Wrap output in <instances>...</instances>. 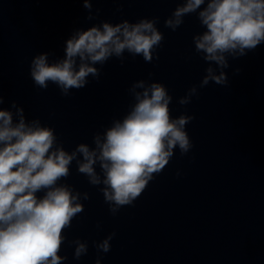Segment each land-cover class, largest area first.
I'll list each match as a JSON object with an SVG mask.
<instances>
[{
	"label": "clouds",
	"instance_id": "clouds-1",
	"mask_svg": "<svg viewBox=\"0 0 264 264\" xmlns=\"http://www.w3.org/2000/svg\"><path fill=\"white\" fill-rule=\"evenodd\" d=\"M83 7L88 11L86 19H95L91 0H83ZM193 13L206 29L192 38L195 52L208 66L199 86L188 88L178 99L181 106L190 104L199 88L210 82L227 86L224 70L230 67L229 58H242L264 44V0H183L164 26L176 31L184 17ZM158 23L159 17H152L135 23L101 21L87 29H74L65 41L62 58L49 62V52L32 58L34 85L46 90L51 82L67 97L72 89L85 88L89 76L98 80L101 68L96 65L103 66L112 57L123 64L127 52L133 59L140 56L152 63L159 59L157 49L164 40ZM240 71L236 68L234 74ZM128 92L134 102L123 118L95 133L91 146L79 143L71 152L58 141L52 127L42 125L39 118L27 120L16 101L10 108L0 107V264H63L68 259L60 255L67 240L65 230L84 211L81 201L90 198L88 192L61 183L69 177L73 161L88 183L98 187L115 216L122 207L134 205L177 148L181 157L193 148L186 125L195 117H172L173 97L163 83L141 79ZM115 235L112 232L93 242L98 253L95 264H101L100 253L111 250ZM68 244L75 246L74 259L87 255V241L77 238Z\"/></svg>",
	"mask_w": 264,
	"mask_h": 264
}]
</instances>
